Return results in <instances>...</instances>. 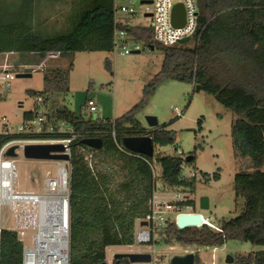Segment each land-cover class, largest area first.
Listing matches in <instances>:
<instances>
[{"label": "trees", "instance_id": "1", "mask_svg": "<svg viewBox=\"0 0 264 264\" xmlns=\"http://www.w3.org/2000/svg\"><path fill=\"white\" fill-rule=\"evenodd\" d=\"M42 1L20 0L16 9L0 4V50L25 54L36 64L42 63L47 55L69 58L67 69H42V94L66 93L69 91L71 54L112 50L113 0H74L79 10L68 14L64 28L57 27L56 23L50 27L43 25ZM196 1L198 25L194 42L190 44H159L148 26L120 25L135 39L163 52L160 70L144 85L141 99L128 111L115 118L85 119L64 106L53 114L57 122H66L79 135L69 144L67 165L69 264H98L106 259V247L132 243L135 222L147 212L148 202L156 190L153 161L160 164L164 185L195 192L196 178L183 175L185 161L181 155L149 157L132 152L122 144L124 137L144 135L151 136L156 146L175 143V134L168 129L174 119L145 128L137 118L159 85L167 80L194 83V88L200 85L201 89L209 81L217 83L218 90L208 89L216 97H220L223 89H232L223 97L240 119L232 123L230 135L236 156L248 158L250 170L234 175L233 191L236 198L242 200V209L236 216L222 218L220 231L206 224L179 229L170 223L165 242L176 240L220 246L228 240H238L264 245V137L248 136L245 120L249 118L239 103L252 99L260 107L264 106V0ZM31 116V111L23 113L24 119ZM42 136L69 138L71 135L55 132ZM88 137L101 138L102 147L94 149L83 144L81 140ZM194 160L193 156L189 163ZM104 162L110 166L102 165ZM213 179L218 180L219 174L214 173ZM183 204L195 206V201ZM22 251L23 243L17 231L3 229L0 264H22ZM234 262L264 264V251L239 255Z\"/></svg>", "mask_w": 264, "mask_h": 264}, {"label": "rangeland", "instance_id": "2", "mask_svg": "<svg viewBox=\"0 0 264 264\" xmlns=\"http://www.w3.org/2000/svg\"><path fill=\"white\" fill-rule=\"evenodd\" d=\"M70 12L79 8L74 0H66ZM118 3H128V0H117ZM43 11L40 15L44 19V26L57 25V17L61 15L63 6L51 0L42 1ZM134 6L138 10V17L134 22L147 23L148 19L141 15L144 6L135 0ZM60 10V11H59ZM66 12V11H65ZM55 20V22H54ZM61 28V27H60ZM64 28V27H63ZM190 44V42H188ZM16 63H33L30 77H15L11 80L10 90L6 92L0 104V116L4 115L10 125L16 126L23 119V113L35 109L34 99L37 94L44 99L39 106L41 112L54 114L56 109L68 107L76 114L87 118H115L121 116L136 104L142 96L144 85L160 70L163 52L158 49L142 48L139 52L119 55L107 51H83L71 54L72 67L69 72V91L66 93L42 94L44 67H59L67 69L69 58L61 56H47V61L39 65L36 61H29L25 54H15L10 57ZM36 66L38 68L36 69ZM201 87V86H200ZM217 83L208 82L204 88L196 90L192 83L167 80L156 89L137 118L145 128L148 126L146 116H155L159 124L174 119L168 127L175 134V143L167 146H154V155L178 154L185 159L188 155L195 157L194 162L183 165L185 177L195 176L196 189L190 196L195 200L196 207L201 196H208L209 208L200 211L203 219L217 225L222 218L236 216L242 209V200L237 199L233 191L234 175L243 170H250L248 158H240L235 154L231 139V125L237 121L233 107L227 105L223 96L232 89H223L216 97L209 91L218 90ZM209 89V90H208ZM221 98L223 101H221ZM93 99L97 110L90 112L87 100ZM242 104L246 110L248 136L264 137V106L252 99H246ZM251 109V110H250ZM4 121L0 120V127ZM157 154V155H156ZM17 170L14 189L18 192H40L43 180L47 175L55 176L57 161L46 159H32L25 157L23 151L12 157ZM102 165L110 166L108 162ZM154 171L155 192H168L163 198L170 199L175 192L174 187L164 185L160 178L161 167L156 161L152 164ZM264 170V165L262 167ZM218 173L219 179L214 180L213 174ZM203 174L207 178H203ZM34 206L29 202H14L6 209L4 226L15 231L23 230L19 236L24 244L30 243V237L35 226ZM184 212L190 208H183ZM158 250L166 261L173 256H183L193 253L195 263L211 264L214 255L215 264L227 263L225 258L231 255L236 258L255 251H264V245H254L250 242L228 240L220 246H200L195 243L187 244L172 240L168 244H159ZM136 246L127 245L108 246L105 248L107 264H113L114 254L128 253ZM198 263V264H199Z\"/></svg>", "mask_w": 264, "mask_h": 264}, {"label": "built area", "instance_id": "3", "mask_svg": "<svg viewBox=\"0 0 264 264\" xmlns=\"http://www.w3.org/2000/svg\"><path fill=\"white\" fill-rule=\"evenodd\" d=\"M19 1L0 0V4L9 9H16ZM51 1L58 5V0ZM139 1L144 6L141 15L148 19L147 23L134 22L139 13L134 6L135 0H128L126 4L113 0L112 52L125 55L140 51L143 47L150 49L147 43L135 39L120 25L126 27L136 24L148 26L153 30L154 41L163 45H173L187 37L190 39L185 43L194 42L193 35L198 25L196 0H151L150 3ZM64 3V13L57 17L59 27L67 25L68 14L72 10L69 9V3L66 0ZM176 4H182L184 8V22L178 26L172 22V11ZM15 54L19 53L0 50V104L4 100L6 92L10 90L11 80L17 77L18 73L33 69V63L12 61L10 57ZM37 68L38 66H36ZM192 85L195 86L194 83ZM43 101V97L37 94L34 99L35 109L31 111L32 116L28 119L23 118L16 126L10 125L4 115L0 116V120L4 121L0 127V234L3 229H8L4 226L7 218L6 209L14 202H29L34 206L35 226L32 229L30 243L22 242V264H69L70 214L67 166L69 161H57L56 175H47L44 178L40 192H18L13 186L18 175L16 166L13 158L7 155V150L12 146H15L14 152L17 153L23 151L27 144L38 143H61L65 146V152L70 155L69 144L79 135L75 134L72 127L66 122H57L54 115L41 112L39 106ZM87 106L90 112L97 110L93 99L87 100ZM55 132H65L71 136L69 138L42 136V134ZM174 189L175 192L170 199L163 198L168 192L154 191L148 202L147 212L136 220L132 243L127 245L128 247L136 246V249L128 253L149 254L150 259L129 264H171V259L166 261L164 255L157 248L159 244H167L165 236L168 225L174 223L177 227L176 219L179 214H201L200 211L195 210L198 208L196 203L195 206L183 204L193 200L188 189L180 187H174ZM183 208H190V211L184 212ZM201 217L203 219L202 214ZM142 221H146V225H141ZM203 224L214 231L221 230L219 223L214 225L203 219ZM17 233L19 237L24 234V231L20 230ZM119 264H123V262L121 261ZM193 264H196L195 261ZM211 264H215L214 255H212Z\"/></svg>", "mask_w": 264, "mask_h": 264}, {"label": "water", "instance_id": "4", "mask_svg": "<svg viewBox=\"0 0 264 264\" xmlns=\"http://www.w3.org/2000/svg\"><path fill=\"white\" fill-rule=\"evenodd\" d=\"M150 3L151 0H142L141 3ZM60 6H63V0H58ZM79 8H76L73 13H76ZM172 22L174 25H182L184 22V8L182 4H176L172 11ZM190 38H184L179 41V43H185ZM150 49H154L153 46ZM136 53L139 51H135ZM30 72L18 73L17 77H30ZM200 85L196 86V90H199ZM146 121L149 127H155L159 124L157 117L146 116ZM81 142L91 148L100 149L102 147V140L99 137H88L81 140ZM122 144L128 150L140 153L149 157L154 155V141L149 135L144 136H127L122 139ZM15 146L10 147L7 150V155L10 157H15L17 153L14 152ZM23 153L25 157L32 159H46L55 161H66L70 159V155L65 152V146L61 143H38V144H27L24 146ZM193 155H188L185 157L186 162H190ZM198 207L200 210H207L209 208V198L204 195L199 197ZM141 225H146V221H142ZM176 224L179 229H183L189 226H202L203 219L201 214H179L176 219ZM114 264H119L121 260L123 264H129L130 262L136 261H148L150 259L149 254L141 253H116L113 256ZM195 261V256L193 253H188L183 256L175 255L171 258V264H193ZM227 263H233L234 257L227 255L225 258ZM98 264H107L106 260L99 262ZM204 264V263H200Z\"/></svg>", "mask_w": 264, "mask_h": 264}, {"label": "crops", "instance_id": "5", "mask_svg": "<svg viewBox=\"0 0 264 264\" xmlns=\"http://www.w3.org/2000/svg\"><path fill=\"white\" fill-rule=\"evenodd\" d=\"M49 56V55H47ZM58 56V54H55L54 57ZM47 61V57L45 58L44 62ZM43 62V61H42ZM38 65V64H37ZM104 118H107V117H104Z\"/></svg>", "mask_w": 264, "mask_h": 264}]
</instances>
